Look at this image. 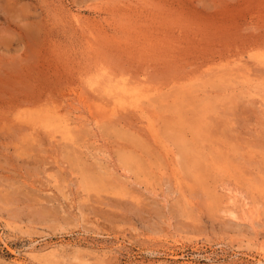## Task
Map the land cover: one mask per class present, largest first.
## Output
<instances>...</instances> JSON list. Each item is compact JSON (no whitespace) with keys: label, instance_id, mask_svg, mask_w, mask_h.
Instances as JSON below:
<instances>
[{"label":"rangeland","instance_id":"1","mask_svg":"<svg viewBox=\"0 0 264 264\" xmlns=\"http://www.w3.org/2000/svg\"><path fill=\"white\" fill-rule=\"evenodd\" d=\"M52 245L264 264V0H0V264Z\"/></svg>","mask_w":264,"mask_h":264},{"label":"bare ground","instance_id":"2","mask_svg":"<svg viewBox=\"0 0 264 264\" xmlns=\"http://www.w3.org/2000/svg\"><path fill=\"white\" fill-rule=\"evenodd\" d=\"M75 17H76V20L77 21H81L79 16L75 15ZM104 76H106V75H104V72L101 73V75H99L98 77L95 76L94 83L96 84V87H97L98 91L99 90H103V91L109 93L110 95L112 94V97L115 100L120 101L121 100V97L119 95H117L116 93H114L113 90H111V88H110L111 86L114 87L115 89L120 88L119 87V83H118L119 80L116 78V80H114L116 82H114V81L112 82V81H110L108 79L110 77H108L107 80L105 81ZM149 92H150L149 88H141V89L137 88L136 90H134L133 93H130L131 96L133 97L132 98V100H133L132 102L134 103V105L135 106H141L142 105V100L144 98H147L148 97ZM91 106L92 105H90V108L93 107V106L92 107ZM95 106L98 107L97 105H95ZM187 144H189V143H187ZM189 165L191 166V164H189ZM121 168H123V167H121ZM184 170H185V173L186 174H189V171L188 170H186V169H184ZM195 173H197V176H198V174H200V173H198V171L195 172ZM98 175L99 176H97V177L101 179L102 176L100 174H98ZM95 178H96V176H95ZM104 179H105V177H104ZM232 195L237 196L236 193L235 194H232ZM230 197H232V199H233L232 203H234V202L237 201L233 196L230 195ZM230 197H229V200L231 199ZM229 206H230V204H229ZM228 210H229L231 216H233L234 218H238V217L240 218V216L238 215V212L236 211V209L234 208V206L233 207H230ZM251 213H253V211ZM32 241H34V240H32ZM59 247H61V246H59V245H52L50 248L40 249L41 251H33V250H31V252L29 253V256L31 255L30 258L32 257V259L36 260L38 262V264H63V261H68L69 264H76V263H74V261H75V258L78 256L77 249H74L71 253H65L64 252L62 254L58 250ZM33 249L35 250L36 248L34 247ZM65 255L67 257H69L70 259L69 260H65L64 259V256ZM15 262L18 263V264H26L27 263V258H25V256H24L20 262L19 261H15Z\"/></svg>","mask_w":264,"mask_h":264}]
</instances>
